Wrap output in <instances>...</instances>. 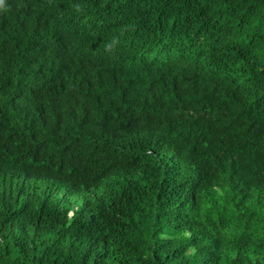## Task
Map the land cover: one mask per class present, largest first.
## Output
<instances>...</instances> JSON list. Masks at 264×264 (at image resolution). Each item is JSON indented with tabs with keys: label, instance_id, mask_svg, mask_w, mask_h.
<instances>
[{
	"label": "trees",
	"instance_id": "obj_1",
	"mask_svg": "<svg viewBox=\"0 0 264 264\" xmlns=\"http://www.w3.org/2000/svg\"><path fill=\"white\" fill-rule=\"evenodd\" d=\"M0 264H264V0H0Z\"/></svg>",
	"mask_w": 264,
	"mask_h": 264
}]
</instances>
